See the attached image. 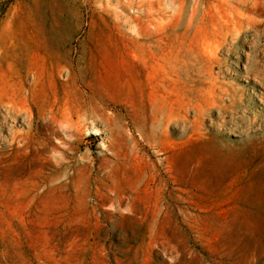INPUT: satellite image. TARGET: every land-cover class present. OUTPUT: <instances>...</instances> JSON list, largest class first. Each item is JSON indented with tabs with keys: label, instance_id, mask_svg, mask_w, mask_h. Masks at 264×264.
Instances as JSON below:
<instances>
[{
	"label": "rangeland",
	"instance_id": "374dc122",
	"mask_svg": "<svg viewBox=\"0 0 264 264\" xmlns=\"http://www.w3.org/2000/svg\"><path fill=\"white\" fill-rule=\"evenodd\" d=\"M0 103V264H264V0H0Z\"/></svg>",
	"mask_w": 264,
	"mask_h": 264
},
{
	"label": "bare ground",
	"instance_id": "6f19581e",
	"mask_svg": "<svg viewBox=\"0 0 264 264\" xmlns=\"http://www.w3.org/2000/svg\"><path fill=\"white\" fill-rule=\"evenodd\" d=\"M259 4H257L256 6H258ZM261 20V19H260ZM237 29V31H238V27L236 28ZM227 33V32H226ZM235 37L237 36V33H235V35H234ZM206 44V43H205ZM216 44V43H215ZM202 45V44H201ZM211 45V44H210ZM252 45V44H251ZM204 46V47H203ZM203 47V48H202ZM202 47H200L201 48V52H200V56L202 57V59L204 60V61H209V63H211V62H214V61H216V49H217V44L215 45V46H213V47H210L208 44H206V45H202ZM263 52V51H262ZM246 54V53H245ZM261 56V55H260ZM244 59V58H243ZM208 65V64H207ZM204 66V65H203ZM205 69H207L206 68V66H205ZM208 70V69H207ZM209 70H210V68H209ZM206 71V70H205ZM207 103L210 105V106H212L213 105V101H207ZM206 104V103H205ZM1 107H3V108H5V109H7L8 108V112H7V114H15V112H17L18 110L16 109V108H13V107H11L9 104H3V103H0V108ZM6 114V113H5ZM6 115H3V116H1L0 115V125L1 126H3L4 125V123H5V121H1V119L2 118H5L6 119ZM41 117H42V119H51V116L50 115H48V114H46V113H42L41 114ZM49 140H50V138H49V135H48V137H46V139H45V144H48V142H49ZM42 144V143H41ZM43 167H45V166H43ZM41 168V167H40ZM44 170V169H43ZM41 171V170H40Z\"/></svg>",
	"mask_w": 264,
	"mask_h": 264
}]
</instances>
